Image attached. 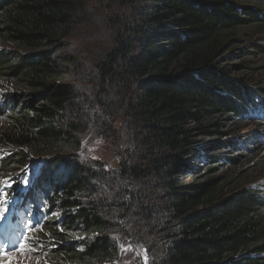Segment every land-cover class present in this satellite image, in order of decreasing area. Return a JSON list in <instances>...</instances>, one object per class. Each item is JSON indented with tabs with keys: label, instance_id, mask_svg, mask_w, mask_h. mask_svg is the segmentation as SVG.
Masks as SVG:
<instances>
[{
	"label": "trees",
	"instance_id": "obj_1",
	"mask_svg": "<svg viewBox=\"0 0 264 264\" xmlns=\"http://www.w3.org/2000/svg\"><path fill=\"white\" fill-rule=\"evenodd\" d=\"M94 1L0 0V82L13 87L0 93V181L16 183L37 157L26 196L45 194L8 255L22 264H264V178L218 173L239 160L220 150L237 138L216 141L231 135V118L264 140V80L231 76L264 71V0H109L128 11H113L106 32L96 9L85 18ZM81 25L95 45L72 56L64 41ZM228 56L239 62L227 66ZM74 63V80L94 83L89 93L71 82ZM107 116L127 124L133 142L113 177L78 152L89 135H106L90 127L110 133ZM123 245L138 250L134 260Z\"/></svg>",
	"mask_w": 264,
	"mask_h": 264
},
{
	"label": "rangeland",
	"instance_id": "obj_2",
	"mask_svg": "<svg viewBox=\"0 0 264 264\" xmlns=\"http://www.w3.org/2000/svg\"><path fill=\"white\" fill-rule=\"evenodd\" d=\"M121 9L123 11V13H127L128 9L126 7H119V6H115V3H111L109 0H98V1H94V2H90L86 5V9H85V18H88L89 13L93 10L96 9L97 12H99L101 14V16L105 17L100 19V21H98L96 23V26H98L99 31L101 32H106V30L110 29L108 23H107V18H110V16H112L113 18H115V14H117L116 12L118 11L117 9ZM113 11H116L115 13H113ZM88 28H91V26L86 27V26H79L76 29V33L75 35H77L76 37L70 38L65 40V49L66 52L71 53L72 56H83L85 55V49L87 48V46H93L95 45L93 41H91L89 39L90 37V31L88 30ZM95 30V27H93ZM264 34V32L262 33ZM93 35V34H92ZM91 35V37H92ZM102 40H106V39H110V33L107 34H102L101 36ZM254 40V39H253ZM97 44V43H96ZM246 46L240 47V49L244 48ZM248 59V62L251 66H259L262 64L263 62V56H246ZM239 62V58L238 59H234V57L232 56H228L224 59L223 63L228 64L227 66L230 65H235L236 63ZM75 65H77V63L71 64L72 70H73V76L71 82L78 85H82L83 87L81 89L84 90V92H88L94 87H92V85H94V83H87L84 82L81 79H75L74 77H76L75 75H77L76 69H75ZM253 75H255V79L253 77ZM231 76L233 77H242L245 78L247 80H251L252 83L255 84H259V82L261 83L264 80V71L258 72V71H254V69H250L248 70L247 74L244 75L241 72L237 73L234 71H232ZM261 81H259V79H261ZM254 79V80H253ZM77 81H80L77 83ZM83 82V83H81ZM13 87H9V84L4 83V82H0V93H5L9 90H12ZM91 99H95L93 97H90ZM93 101H91L92 103ZM95 109H97V107L95 106ZM104 120L108 121V124L111 126L112 128L110 133L107 134L105 131H102L100 129H95V127L91 129H89V131H97L100 134H106V135H97L96 137L94 135H89L91 136V141L92 143L87 144L85 146L82 147V149H80L78 152L82 153L81 155H85L88 156V158L94 160H97L99 162H101L102 168L108 172H112L114 174L116 168L118 167L119 164L123 163L126 161V159H128L129 154L131 152V148L133 147V142H132V138L131 135H127L126 134V130H128V126L127 124H124L123 121L121 119H116V121H112V119L108 118H103ZM227 123L231 124L230 128V133L231 135H227V137H223L221 139H216V141H220V142H225L227 139L231 140V139H235L237 138V140H235V142L237 143L236 147L234 148L233 151L229 150L228 147H222V145L220 144L219 146H221L222 148H220V150H222L223 152L226 151L225 154H223L224 156H228V155H238L237 159L239 161H237L238 167L234 168L232 167L230 164H225L223 163V165L221 167H217L218 173H223L228 171L229 173L231 172V170H237L238 175H244V176H249L250 178H254L255 175H258L259 178H264V140L262 142L260 141H255L252 140L253 138L250 139L251 136H249L250 132H251V128L254 126V124H246L243 121H238V120H233L231 119H226ZM131 131V130H130ZM249 136V137H248ZM85 138V137H84ZM245 140L244 143H246V147L244 146V143H239L238 140ZM254 142H257L256 144H253ZM242 145V146H241ZM35 161H31L28 163V165H26L24 168L25 170L21 171L19 176H24L26 179L23 182L25 188L28 187V183L31 180H35L37 175L39 174L37 171V157L34 158ZM200 157L195 159V166H198L197 163L199 162ZM235 164V163H234ZM95 165V164H94ZM228 168V169H227ZM205 172V167H202L200 170H198L197 175H202ZM111 177L115 176L111 175V174H107ZM230 175V174H229ZM8 183H5V182ZM11 181H8V179L3 180V182L0 184V187H4L7 184H10ZM12 189V188H11ZM128 189L133 190L135 189V186H129L128 185ZM135 192V191H134ZM125 196H129V193H127ZM6 200L7 202H9L10 199L7 198V193L5 196H3V198H0V201H4ZM44 199H41L39 202L40 206H43L44 204ZM6 202V203H7ZM6 203H0V207L2 208ZM23 214V213H21ZM132 215V212H129L128 216L126 217V220L129 216ZM0 217H2L0 215ZM120 225H123V221H120ZM10 236V235H9ZM11 237V236H10ZM126 241H129L126 240ZM129 245H123L121 250L125 251L126 255H129L130 260H134V258L136 257V255L138 254V250L134 247L131 246V250ZM23 257H26L25 255H23ZM139 257V256H138ZM149 257H144L143 258V264H147V262H149ZM14 260L18 263L22 262H18V260H16L15 258L10 257L8 254H5L4 257L0 258V264H14ZM42 264H45L43 262V260H41ZM114 264V263H112ZM136 264H139L136 261Z\"/></svg>",
	"mask_w": 264,
	"mask_h": 264
},
{
	"label": "bare ground",
	"instance_id": "obj_3",
	"mask_svg": "<svg viewBox=\"0 0 264 264\" xmlns=\"http://www.w3.org/2000/svg\"><path fill=\"white\" fill-rule=\"evenodd\" d=\"M19 175L16 183L11 181L10 184L0 187V189H3V191L7 193V198L10 199L9 202L2 207V209L6 210H0V215L2 216L0 217V233H2L0 241L2 242L7 241L11 237H21L23 235V222L33 216V210L35 207H42L39 205V202L41 199L45 198V194L35 192L30 196H26L27 189L32 187L35 180H31L28 183V187L25 188L23 182L26 178ZM2 182L3 180L0 181V184ZM24 192L25 195H23ZM0 198H3V196H0ZM4 255L5 254H1L0 258L4 257Z\"/></svg>",
	"mask_w": 264,
	"mask_h": 264
},
{
	"label": "snow or ice",
	"instance_id": "obj_4",
	"mask_svg": "<svg viewBox=\"0 0 264 264\" xmlns=\"http://www.w3.org/2000/svg\"><path fill=\"white\" fill-rule=\"evenodd\" d=\"M5 183H8L7 181ZM6 193L3 191V189H0V196H5ZM7 201L4 200V201H0V203H6ZM0 210H6V209H2L0 208ZM19 251H25L26 250V242L25 241H22L20 243V247L18 249Z\"/></svg>",
	"mask_w": 264,
	"mask_h": 264
}]
</instances>
